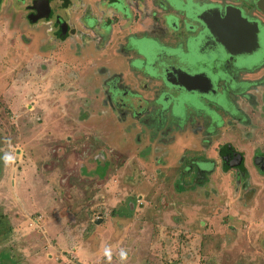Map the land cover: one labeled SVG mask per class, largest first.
Masks as SVG:
<instances>
[{"label": "rangeland", "instance_id": "374dc122", "mask_svg": "<svg viewBox=\"0 0 264 264\" xmlns=\"http://www.w3.org/2000/svg\"><path fill=\"white\" fill-rule=\"evenodd\" d=\"M10 1L0 6V211L13 231L0 261L7 250L8 264L248 262L229 246L249 227L264 248V181L249 208L227 185L206 200L177 193L168 177L177 155H167L159 175L152 156L144 164L132 146L121 147L81 84L88 70L79 68L77 83L57 49L23 45L21 35L38 31L21 29Z\"/></svg>", "mask_w": 264, "mask_h": 264}, {"label": "flooded vegetation", "instance_id": "af4514ba", "mask_svg": "<svg viewBox=\"0 0 264 264\" xmlns=\"http://www.w3.org/2000/svg\"><path fill=\"white\" fill-rule=\"evenodd\" d=\"M158 1L11 0L10 6L14 13L20 12L21 29L38 31L21 35L23 45L35 42L42 43L38 49H57L62 69H77L72 75L77 83L79 68L88 70L81 84L90 94L91 107L97 101L95 114L102 116L109 131L122 135L121 147L132 146L144 164L152 156L159 175V166L170 165L174 172L168 177L177 193L192 191L206 200L221 197L219 189L227 185L234 195L240 193L239 203L249 208L255 185L264 181V0H200L204 3L198 9L200 19L190 20L180 13L179 19L171 20L173 26L164 21L166 12L157 7L162 2ZM198 25L208 28V47L214 53L230 50L240 64L233 69L212 68L221 89L224 82L233 84L232 100L238 97L240 107L216 114V110L210 113L187 105L182 117L158 115L149 106L165 97L156 91L152 75L149 80L139 75L132 40L156 38L165 28L188 31ZM99 75L101 79L95 81ZM187 85L191 92L206 91L210 82L199 78ZM175 100L180 102L181 97ZM169 153L177 155L175 163L168 162Z\"/></svg>", "mask_w": 264, "mask_h": 264}, {"label": "water", "instance_id": "95a60500", "mask_svg": "<svg viewBox=\"0 0 264 264\" xmlns=\"http://www.w3.org/2000/svg\"><path fill=\"white\" fill-rule=\"evenodd\" d=\"M178 1L159 0L160 3L157 4L160 10L166 12L163 19L170 26H173L171 20L180 18V13L190 20L200 19L198 9L204 5L202 1L187 0L183 5ZM200 26L191 27L188 31L177 26L173 29L176 34L173 30L165 28L156 38L141 36L132 40L131 46L138 54L135 63L139 69V75L143 80L151 79L149 75H152L156 82V91L165 97L158 98V103L150 105V111L164 117L167 115L182 117L187 105L200 107L210 113L216 110V114H220L221 111L230 109L232 106L240 107L238 97L232 100L235 95L233 84L224 82L221 89L220 83L213 77L215 74L212 71L214 67L222 66V68L233 69L240 64L233 59L232 53H230L231 55L228 53L231 52L230 50L224 49V52L214 53L213 47H208L211 38L208 28ZM180 35L187 36L181 37ZM177 38H179V43L175 44ZM185 46L187 51H185ZM223 47L226 48L225 45ZM199 78L209 80L208 89L192 92L188 90L187 84ZM196 94L199 96L201 94L202 99L199 100ZM180 97V102L173 101Z\"/></svg>", "mask_w": 264, "mask_h": 264}, {"label": "crops", "instance_id": "0c3cea01", "mask_svg": "<svg viewBox=\"0 0 264 264\" xmlns=\"http://www.w3.org/2000/svg\"><path fill=\"white\" fill-rule=\"evenodd\" d=\"M233 229V231L236 229L234 227H231ZM249 230L247 232V235H242L239 236L238 238H236L231 244H230V249H234L233 247L238 246L239 247V253L242 254L243 257H248L246 260H248V262H241L240 260H237L238 256H232L229 257L226 261H230V264H260L258 263L260 256L259 254H261L262 252H264V248L260 249V246H257L255 243H253L252 238H257L255 236H251L250 233H255V231L253 230ZM239 232V230H238ZM262 232V231H261ZM205 233V232H204ZM261 234H259L260 236ZM246 242V244H245ZM250 242H252L250 244ZM247 247V248H246ZM241 250V251H240ZM236 255V253L234 254ZM225 260V259H224ZM109 264H112L113 262L107 260ZM94 264H103L100 262H96ZM264 264V263H263Z\"/></svg>", "mask_w": 264, "mask_h": 264}, {"label": "trees", "instance_id": "16d2710c", "mask_svg": "<svg viewBox=\"0 0 264 264\" xmlns=\"http://www.w3.org/2000/svg\"><path fill=\"white\" fill-rule=\"evenodd\" d=\"M6 219L7 216L0 211V245L6 242L8 236L11 234V231H13V225L12 224L9 225ZM1 253H2L1 256H4V260L0 261V264H8L7 263L8 260L6 261L5 258L11 260L12 257L10 255V252L6 250L5 252H1Z\"/></svg>", "mask_w": 264, "mask_h": 264}]
</instances>
